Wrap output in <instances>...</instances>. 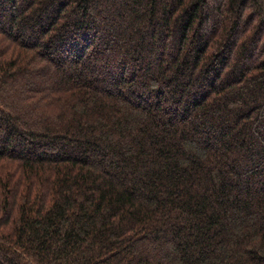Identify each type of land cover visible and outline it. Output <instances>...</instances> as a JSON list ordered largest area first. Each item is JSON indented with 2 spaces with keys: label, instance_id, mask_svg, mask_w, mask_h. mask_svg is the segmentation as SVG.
I'll return each instance as SVG.
<instances>
[{
  "label": "trees",
  "instance_id": "obj_1",
  "mask_svg": "<svg viewBox=\"0 0 264 264\" xmlns=\"http://www.w3.org/2000/svg\"><path fill=\"white\" fill-rule=\"evenodd\" d=\"M0 264H264V0H0Z\"/></svg>",
  "mask_w": 264,
  "mask_h": 264
}]
</instances>
